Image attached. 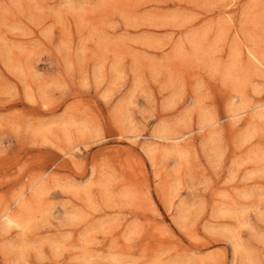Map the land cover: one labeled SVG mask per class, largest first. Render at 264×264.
<instances>
[{
  "label": "rangeland",
  "instance_id": "obj_1",
  "mask_svg": "<svg viewBox=\"0 0 264 264\" xmlns=\"http://www.w3.org/2000/svg\"><path fill=\"white\" fill-rule=\"evenodd\" d=\"M0 264H264V0H0Z\"/></svg>",
  "mask_w": 264,
  "mask_h": 264
},
{
  "label": "bare ground",
  "instance_id": "obj_2",
  "mask_svg": "<svg viewBox=\"0 0 264 264\" xmlns=\"http://www.w3.org/2000/svg\"><path fill=\"white\" fill-rule=\"evenodd\" d=\"M250 56H251L254 60L260 62L259 59H258V57H257L255 54H253V53L250 52ZM260 64H261V63H260ZM3 219H4V222H5L6 225H9L10 223L13 222L12 218L10 217V215H8V214H6V213L3 215Z\"/></svg>",
  "mask_w": 264,
  "mask_h": 264
}]
</instances>
